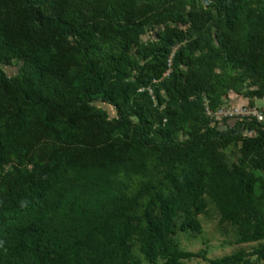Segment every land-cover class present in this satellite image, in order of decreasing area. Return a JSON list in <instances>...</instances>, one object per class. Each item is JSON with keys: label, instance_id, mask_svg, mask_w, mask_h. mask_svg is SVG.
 I'll use <instances>...</instances> for the list:
<instances>
[{"label": "trees", "instance_id": "1", "mask_svg": "<svg viewBox=\"0 0 264 264\" xmlns=\"http://www.w3.org/2000/svg\"><path fill=\"white\" fill-rule=\"evenodd\" d=\"M228 92L264 99V0H0V264L205 259L173 238L204 194L261 241L209 264L264 261V125L207 115Z\"/></svg>", "mask_w": 264, "mask_h": 264}, {"label": "rangeland", "instance_id": "2", "mask_svg": "<svg viewBox=\"0 0 264 264\" xmlns=\"http://www.w3.org/2000/svg\"><path fill=\"white\" fill-rule=\"evenodd\" d=\"M162 28L151 27L147 28L145 33L141 36L140 41L143 44H149L155 46L159 44V35L161 36ZM170 66V61H169ZM5 70L8 74H12L15 69L11 67H6ZM168 71L164 73L167 76ZM163 93V91H161ZM235 98V99H234ZM236 104H248L249 106L264 107V99H251L243 95L235 94L234 92H228L227 95L222 96V104L220 107H226L232 103ZM99 108L104 110L109 119H114L116 117L115 109L111 105L101 103ZM184 134H179L178 138L183 139ZM240 143L231 144L225 149V154L228 162L236 161L239 157ZM204 201V209L202 212L197 214L195 218L200 224V230L194 231L188 229L186 231H180L179 227L174 235L175 244L182 250L203 253L205 259L201 257H193L191 259L185 260V264H209V259L219 258L224 255L234 253L239 250L251 251L256 248L260 242H249V243H237L236 239L239 235V229L237 225H233L229 222L220 223L219 222V212L215 207L212 200L208 195L204 194L202 196ZM182 216L177 219V224L181 223ZM133 254L135 257L139 258L141 264H151L147 262L139 251L138 244L135 242L133 244ZM251 263L259 262L264 264V261H259L255 256L248 258ZM159 260L156 264H160Z\"/></svg>", "mask_w": 264, "mask_h": 264}, {"label": "built area", "instance_id": "3", "mask_svg": "<svg viewBox=\"0 0 264 264\" xmlns=\"http://www.w3.org/2000/svg\"><path fill=\"white\" fill-rule=\"evenodd\" d=\"M156 81V80H154ZM150 91V89H149ZM205 112L213 119H237V120H254L264 125V107L249 106L248 104L232 103L226 107H218L211 111L205 104Z\"/></svg>", "mask_w": 264, "mask_h": 264}, {"label": "crops", "instance_id": "4", "mask_svg": "<svg viewBox=\"0 0 264 264\" xmlns=\"http://www.w3.org/2000/svg\"><path fill=\"white\" fill-rule=\"evenodd\" d=\"M235 99V98H234ZM235 103V102H234Z\"/></svg>", "mask_w": 264, "mask_h": 264}]
</instances>
